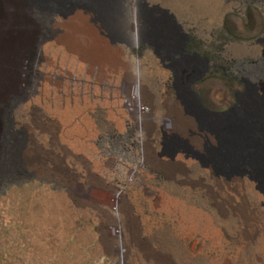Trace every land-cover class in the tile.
Wrapping results in <instances>:
<instances>
[{
  "label": "rangeland",
  "instance_id": "1",
  "mask_svg": "<svg viewBox=\"0 0 264 264\" xmlns=\"http://www.w3.org/2000/svg\"><path fill=\"white\" fill-rule=\"evenodd\" d=\"M29 2L36 28L0 102V264H264V178L226 157L229 123L181 110L195 65L174 51L208 59L193 88L210 111L246 85L264 97V0Z\"/></svg>",
  "mask_w": 264,
  "mask_h": 264
},
{
  "label": "bare ground",
  "instance_id": "2",
  "mask_svg": "<svg viewBox=\"0 0 264 264\" xmlns=\"http://www.w3.org/2000/svg\"><path fill=\"white\" fill-rule=\"evenodd\" d=\"M35 13L36 10L30 4L29 0H0V102L4 101L14 90V87L18 84V69L21 62V57L24 48L27 47L32 40L33 32L35 31ZM85 13L83 23L87 32L97 35L98 30L94 26L90 25V21L96 16L93 12L85 9L82 12H76L77 15ZM52 14V10H47L43 16L45 18ZM42 16V15H41ZM65 17V15H64ZM52 24V23H51ZM50 24V25H51ZM143 22H135L133 28L137 32H141ZM55 25H51V30L55 29ZM162 30L157 29L156 33L162 35ZM166 32V31H164ZM49 38V37H48ZM162 40L159 36L157 39ZM46 41V40H45ZM41 42V41H40ZM70 46V45H69ZM76 47V46H75ZM73 48V47H72ZM78 48V47H77ZM162 44L157 45V52L162 50ZM176 50V51H175ZM174 51L185 61L191 62L195 65V70L186 80L183 87V104L186 106V98L191 101L192 105L190 110L184 105L181 108L182 111L199 116L203 120V125L209 128L214 125H223L227 127L225 131L227 136L223 139V133H220V138L227 141L226 143V157L228 159H235L239 162V159L250 158L252 164L250 167L240 166L237 169V174L242 175L244 173H251L252 179L259 177L264 178V97L256 94V89L251 85H246L244 91L235 93L236 103L227 111L221 113H215L206 108L198 94L194 90L193 86L206 74L208 70L209 61L207 58H201L198 54H183L184 44L179 41ZM79 57L88 62L90 67L95 66V60L100 57L99 52L93 50H84L79 52ZM110 58H114L116 63L119 60V55H110ZM104 58V57H103ZM166 59L171 61L166 67L169 69H175V59L172 54L166 56ZM138 94L137 87L131 88V98H135ZM140 113L136 114V119L142 118L143 113L140 111L139 106L135 108ZM212 123V124H211ZM170 123L165 126L168 128ZM224 131V129H223ZM256 131L259 136L256 137ZM177 145H181L182 141H176ZM215 144L218 143L216 138ZM176 145V146H177ZM262 146L258 148V146ZM185 149L183 152L187 153L186 144L183 143ZM179 151V148L170 150V153L166 154L167 157L172 159L174 155ZM195 158H199L197 154L193 155ZM259 162L260 166L257 168L256 162ZM251 168V169H250Z\"/></svg>",
  "mask_w": 264,
  "mask_h": 264
}]
</instances>
